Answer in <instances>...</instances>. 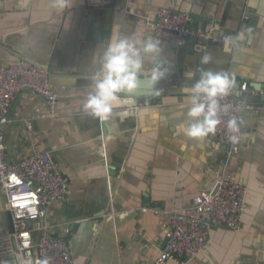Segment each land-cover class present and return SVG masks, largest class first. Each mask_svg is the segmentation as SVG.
Masks as SVG:
<instances>
[{
	"label": "crops",
	"instance_id": "obj_1",
	"mask_svg": "<svg viewBox=\"0 0 264 264\" xmlns=\"http://www.w3.org/2000/svg\"><path fill=\"white\" fill-rule=\"evenodd\" d=\"M51 3L0 0V65L20 59L45 67L59 95L45 115L42 97L20 91L2 129L8 161L48 150L68 181L66 200L49 208L45 233L68 243L72 264H152L167 222L157 210L183 209L218 177H230L246 186L241 228L212 225L210 243L196 257L167 264H264V112L245 109L236 96L247 130L234 153L208 136L190 139L180 131L196 122L187 117L182 89L199 79L197 69L228 71L264 97V0H113L100 7L68 0L62 10ZM161 7L189 13L193 25H213L216 40L187 37L171 47L159 39L170 67L165 78L153 87L141 77L134 101L123 98L106 121L87 114L90 78L114 30L152 36L141 16ZM222 35L235 44L226 46ZM205 54L208 64L201 63ZM153 66L146 57L145 71ZM188 72L195 76L188 79ZM4 203L0 193V237L12 230ZM12 257L0 255V264H13Z\"/></svg>",
	"mask_w": 264,
	"mask_h": 264
},
{
	"label": "built area",
	"instance_id": "obj_2",
	"mask_svg": "<svg viewBox=\"0 0 264 264\" xmlns=\"http://www.w3.org/2000/svg\"><path fill=\"white\" fill-rule=\"evenodd\" d=\"M108 1L86 0V5L100 7ZM141 18L154 38L165 41L171 47L183 45L187 37L205 43L216 40L213 25H193L190 14L186 12L161 7ZM218 39L222 42L227 40L224 35ZM227 41H231L229 45L235 44L233 39ZM239 83L238 90L219 101L222 111L218 113V118L221 122L215 133L208 136L210 140L230 145V153L238 151L240 142L233 144L230 141L231 135L238 134L228 130V119L236 116L243 121L240 125L241 138L247 130L236 100V96H241L246 90L247 83ZM20 91H31L42 97L47 105L45 115H52L59 97L50 86L45 67L20 59L0 65V193L5 198V209L12 223V230L0 237V255L14 256L13 264H72L68 243L60 236L52 237L45 233L48 227L45 219L50 206L66 200L68 195V181L52 153L36 150L14 161L5 157L2 129L8 122L7 109ZM142 102L139 106L143 105ZM225 106L226 111L223 110ZM244 108L264 112V103H248ZM129 112L132 114L135 111ZM27 128L30 129V125ZM215 182L217 189L214 193L213 189L199 191L183 209L157 210L167 217L162 237L165 244L152 264H167L169 260L181 263L193 259L210 243L212 225H224L235 231L241 228L246 186L230 177H218ZM31 223L34 227L30 226ZM33 229L42 230V236L37 240L33 237Z\"/></svg>",
	"mask_w": 264,
	"mask_h": 264
},
{
	"label": "clouds",
	"instance_id": "obj_3",
	"mask_svg": "<svg viewBox=\"0 0 264 264\" xmlns=\"http://www.w3.org/2000/svg\"><path fill=\"white\" fill-rule=\"evenodd\" d=\"M67 2L68 0H52L51 7L62 10ZM251 6L255 7L254 4ZM240 38H243L242 34ZM230 43L231 41H227L226 46ZM161 54L159 39L152 36L143 39L124 37L114 30L106 49L98 58L99 69L90 78V91L82 104L84 111L94 118L107 120L114 108L123 102V97L130 98L137 90L141 77L154 87L165 78L170 68L168 62L161 58ZM146 57L154 65L147 72L144 68ZM211 60V55L205 54L201 63L208 64ZM197 71L199 79L193 85L182 89L189 104L187 117L196 121L187 127L180 126V131L190 139H203L215 133L221 122L218 118V113L222 111L219 101L232 94L236 84L235 78L228 71ZM186 76L192 79L195 72H188ZM156 92L159 94V90ZM223 110L226 111L227 106ZM241 123L243 121L236 116L227 121L228 130L238 134L229 137L233 144L240 142Z\"/></svg>",
	"mask_w": 264,
	"mask_h": 264
},
{
	"label": "water",
	"instance_id": "obj_4",
	"mask_svg": "<svg viewBox=\"0 0 264 264\" xmlns=\"http://www.w3.org/2000/svg\"><path fill=\"white\" fill-rule=\"evenodd\" d=\"M109 2H113V0H110ZM196 40L199 43H205L202 40H199V39H196ZM207 42L209 43L210 40H208ZM239 85H240V83L238 81V83H236V88H235L236 90L239 89ZM250 87H253L254 89H256V87L254 85L247 83L246 91L243 92V94H242V99H243L242 102L243 103H264V97L260 94L257 95L256 93H252V91L249 90ZM131 97L133 98V101H134V99L136 98V94L132 93ZM123 98H127V96H125ZM123 102H124V100H123ZM125 105L131 106V105H133V103H129V101H126ZM228 146L230 147V145H228ZM216 189H217V185L213 188L212 193H214ZM7 214L9 215L8 212H7ZM164 244H165V240L162 242V245H164Z\"/></svg>",
	"mask_w": 264,
	"mask_h": 264
}]
</instances>
